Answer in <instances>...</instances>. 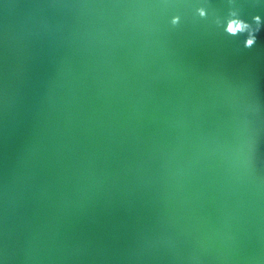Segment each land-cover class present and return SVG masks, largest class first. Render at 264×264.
<instances>
[{"label": "water", "instance_id": "water-1", "mask_svg": "<svg viewBox=\"0 0 264 264\" xmlns=\"http://www.w3.org/2000/svg\"><path fill=\"white\" fill-rule=\"evenodd\" d=\"M262 20L0 0V264H264Z\"/></svg>", "mask_w": 264, "mask_h": 264}, {"label": "rangeland", "instance_id": "rangeland-1", "mask_svg": "<svg viewBox=\"0 0 264 264\" xmlns=\"http://www.w3.org/2000/svg\"><path fill=\"white\" fill-rule=\"evenodd\" d=\"M247 37L254 40L258 45H264V28L259 26H254L252 24L247 26ZM263 74L262 78H259L255 85V97L258 100L259 104L264 106V66L263 70H261Z\"/></svg>", "mask_w": 264, "mask_h": 264}, {"label": "crops", "instance_id": "crops-1", "mask_svg": "<svg viewBox=\"0 0 264 264\" xmlns=\"http://www.w3.org/2000/svg\"><path fill=\"white\" fill-rule=\"evenodd\" d=\"M248 21V20H247ZM249 22H252L251 20ZM253 23V22H252ZM259 27L264 28V20L261 21V23L258 25Z\"/></svg>", "mask_w": 264, "mask_h": 264}]
</instances>
